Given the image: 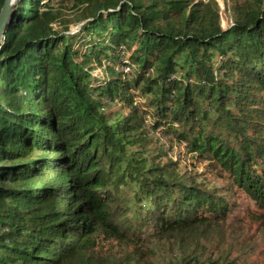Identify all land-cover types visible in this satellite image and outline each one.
<instances>
[{
    "label": "trees",
    "instance_id": "1",
    "mask_svg": "<svg viewBox=\"0 0 264 264\" xmlns=\"http://www.w3.org/2000/svg\"><path fill=\"white\" fill-rule=\"evenodd\" d=\"M83 4L77 33L55 29ZM234 11L223 28L216 0L16 1L0 47V264H145L99 246L148 236L179 264H249L227 223L236 190L264 223V0ZM152 136L227 188L183 173Z\"/></svg>",
    "mask_w": 264,
    "mask_h": 264
},
{
    "label": "rangeland",
    "instance_id": "2",
    "mask_svg": "<svg viewBox=\"0 0 264 264\" xmlns=\"http://www.w3.org/2000/svg\"><path fill=\"white\" fill-rule=\"evenodd\" d=\"M203 1L208 2V0ZM216 1L220 9L219 16L221 26L226 28L233 22L235 17L234 0ZM83 7L85 8L86 5L83 4L81 9L72 8L70 10H65L62 17L55 22V29L66 30V34L70 35L77 33L81 25L85 22L82 13ZM94 73L100 77L107 76V74L103 72V68L99 67L95 69ZM137 101L139 105L143 103L142 99H138ZM121 109V104H112L108 110L111 112H118ZM124 113L126 114L127 111L125 110ZM152 140L151 149H160V151H158L160 154L168 152V157L172 158L173 161L177 163L179 170L183 173L192 175L199 183H202L210 189L214 188L218 192L227 188L225 175L221 171L209 167L208 164L192 159L179 146L172 147L168 142L159 144V142L156 141L158 139L154 136H152ZM161 159L164 162L166 161L164 157ZM229 198L234 200L232 204L233 210L230 212L227 223L229 231L232 235H241V240L244 239L242 249L237 246V244L233 246L231 257H237L239 263L245 260L249 264H264V223L251 221L250 212L256 209L254 203L239 190H236V193H230ZM232 222H234L236 227L233 225L230 227ZM147 239L149 242L144 241L136 245L103 241L99 246V251L103 256L111 255L114 257H124V255L134 251V254L129 256V258L138 259L145 264H179V253L177 249L151 236H148ZM206 248V252H204L201 257L202 260H205L207 256L211 255V253H209L211 251L209 246ZM235 248L240 249V251H237ZM216 256H218V253Z\"/></svg>",
    "mask_w": 264,
    "mask_h": 264
},
{
    "label": "water",
    "instance_id": "3",
    "mask_svg": "<svg viewBox=\"0 0 264 264\" xmlns=\"http://www.w3.org/2000/svg\"><path fill=\"white\" fill-rule=\"evenodd\" d=\"M17 0H5L0 11V47L5 39L6 28L14 15ZM1 53V52H0Z\"/></svg>",
    "mask_w": 264,
    "mask_h": 264
},
{
    "label": "built area",
    "instance_id": "4",
    "mask_svg": "<svg viewBox=\"0 0 264 264\" xmlns=\"http://www.w3.org/2000/svg\"><path fill=\"white\" fill-rule=\"evenodd\" d=\"M124 73H128L130 71L129 61L126 60L125 65L121 66L120 68Z\"/></svg>",
    "mask_w": 264,
    "mask_h": 264
},
{
    "label": "bare ground",
    "instance_id": "5",
    "mask_svg": "<svg viewBox=\"0 0 264 264\" xmlns=\"http://www.w3.org/2000/svg\"><path fill=\"white\" fill-rule=\"evenodd\" d=\"M221 230V229H220Z\"/></svg>",
    "mask_w": 264,
    "mask_h": 264
}]
</instances>
